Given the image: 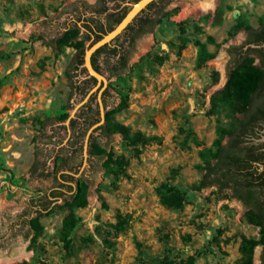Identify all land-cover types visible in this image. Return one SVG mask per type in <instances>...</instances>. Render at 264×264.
I'll return each mask as SVG.
<instances>
[{
	"label": "rangeland",
	"instance_id": "1",
	"mask_svg": "<svg viewBox=\"0 0 264 264\" xmlns=\"http://www.w3.org/2000/svg\"><path fill=\"white\" fill-rule=\"evenodd\" d=\"M94 1L0 0V264H245L249 252L259 264L260 224L201 182L240 112L224 92L230 50L264 21V0H169L109 79L111 133L92 146L95 169L29 238L28 227L12 229L51 188L30 172L38 157L40 171L48 162L57 172L43 143L77 101V49L58 38L73 5ZM173 194L180 204L163 202ZM66 217L75 220L69 235Z\"/></svg>",
	"mask_w": 264,
	"mask_h": 264
},
{
	"label": "flooded vegetation",
	"instance_id": "2",
	"mask_svg": "<svg viewBox=\"0 0 264 264\" xmlns=\"http://www.w3.org/2000/svg\"><path fill=\"white\" fill-rule=\"evenodd\" d=\"M111 1L114 2L113 6L110 5ZM138 1L95 0L89 4L76 3L68 13L69 19L63 32L69 28L78 27L80 29L78 39L85 41L86 50L88 44L94 43L100 39L96 40V38H102L115 28L118 24H115L116 19L126 15L133 4ZM168 1L154 0L151 2L99 55L98 71L107 77L106 86L104 81L99 83V80L88 72L84 63L78 68V73L73 75L70 82V94L72 99L77 101L72 104V110L76 107L78 109L69 124L64 123L71 112L66 110L69 114L66 119H62L63 114H61L55 120L56 125L52 127L49 134H46L48 138L43 143L47 148L44 153L49 158L48 160L55 161V164L58 162L55 174L48 168V162L44 170L46 174L44 179L51 181L52 184L47 193H54L50 198H55L52 203H58L68 195L74 194L78 189L79 179L95 169L96 157L91 153L92 146L98 142L100 137L106 135L104 128L106 115L105 122L97 125L102 120L100 97L106 109L109 98V79L114 75L115 66H120V59L124 54L119 51L113 55L111 50L124 46L129 50L132 45L131 37L138 39L146 35L149 29L155 26L157 16L165 9ZM103 8H106L105 11L99 15L97 9L103 10ZM230 57L231 64L235 66L231 68L228 76L244 60L252 59L253 64L262 69L263 77L252 94L251 104L245 111L239 112L234 129L222 143L225 157L223 170L226 172L222 181L227 183L223 192L236 200L246 213H255V219L264 231V21L256 27L246 29L241 45L232 47ZM103 64L108 74L102 70ZM36 163L38 165L42 163L39 157ZM232 179L241 181L242 185L234 186L235 182ZM212 187L219 191L218 185ZM245 195L255 196V204L247 206L241 198ZM259 264H264V243H262Z\"/></svg>",
	"mask_w": 264,
	"mask_h": 264
},
{
	"label": "trees",
	"instance_id": "3",
	"mask_svg": "<svg viewBox=\"0 0 264 264\" xmlns=\"http://www.w3.org/2000/svg\"><path fill=\"white\" fill-rule=\"evenodd\" d=\"M106 8L97 9L98 14L100 15L101 12H104ZM125 15L119 17L116 19L115 24L119 23L122 18ZM156 25V23H155ZM155 26H153L151 29H149L148 33L154 29ZM252 27H248L247 29H251ZM79 32L80 29L78 27L69 28L68 30L64 31L61 36H59L58 41L59 44L67 45L69 43H73L74 46L77 49L76 54L74 55L71 63H70V69H69V75L71 80L73 79V75H76L78 72V68L84 63V54H85V41L79 38ZM101 37L96 38L99 39ZM137 39L134 37H131L132 45L129 50H127L124 47L115 48L111 50V54L116 55L119 51H122L124 54L122 55L120 59V66L116 65L113 69V74H118L119 72L125 70L128 66L130 55L132 53V47L135 44V41ZM111 43L106 44L99 48L93 55H92V63L94 67L99 70L98 65V58L99 55L110 46ZM85 70V69H84ZM263 77V71L261 68L255 66L253 64L252 59H246L244 60L239 66H237L235 69H233L229 76L227 83L225 85L224 92L228 97L235 100L236 105L239 108V111H245L249 105L252 102V94L254 91L258 88L260 81ZM68 112L64 113L63 116H61L62 119H66L68 117ZM105 133H111L106 127V124L104 125ZM230 133V132H229ZM94 145L98 146V142ZM224 146L222 143L219 144L218 150L214 155V161L212 163H209L206 168L202 179V186L203 187H212L214 185H218L219 191H216L217 194L222 199H228V200H234L232 197H228L224 194L223 189L226 188L227 183L225 181H222V178L226 175V172L223 170L225 165V157L223 155ZM233 167L231 166V169ZM31 174L34 177L38 178H44L46 176L44 171H40L38 168V164L34 163V165L31 167ZM249 175V173H247ZM235 183L234 186H240L242 185L241 181H237L236 179H232ZM254 183L253 181H251ZM52 194H47L44 198L36 197L37 201H33V198L29 201V207L25 210H23L20 214H18L17 221L12 223V229H14L16 226H19V228L22 230L25 227L29 228V232H27V238H29L31 232L33 230H37L36 228L39 227L38 223V217L41 216V214L47 210L52 201L55 199H50ZM77 198V196L75 197ZM245 204L247 206H251L255 204L256 197L253 195H245L241 197ZM163 202L166 204H180L182 202V198L179 194H173V195H165L163 196ZM252 217H256L255 213L248 212ZM33 214H38L35 217H32ZM12 218V217H11ZM258 222V221H257ZM75 220L72 217H66L63 221V232L65 235H69L71 232L73 226H74ZM259 223V222H258ZM260 224V223H259ZM264 232V231H263ZM264 235V234H263ZM261 243H264V237ZM252 248V247H251ZM245 264H253L252 261V252L247 253V259Z\"/></svg>",
	"mask_w": 264,
	"mask_h": 264
},
{
	"label": "water",
	"instance_id": "4",
	"mask_svg": "<svg viewBox=\"0 0 264 264\" xmlns=\"http://www.w3.org/2000/svg\"><path fill=\"white\" fill-rule=\"evenodd\" d=\"M154 0H139L135 4H133L132 8L128 11V13L125 15V17L113 28L111 31L106 33L102 38L95 41L92 44H88L85 50V56H84V66L87 68L88 72L97 78L99 80V83L102 81L105 82V86L108 83V79L105 75L100 73L98 70H96L92 63V55L102 46L111 43L116 37H118L127 27L130 25L133 20L136 18V16L142 12L151 2ZM101 102V116L102 120L97 124H103L105 122V115H106V109L104 107V104L102 102V99L100 97ZM78 107L74 108L71 111V114L66 121L67 124L70 123L71 118L75 115ZM86 155H87V149H86Z\"/></svg>",
	"mask_w": 264,
	"mask_h": 264
},
{
	"label": "bare ground",
	"instance_id": "5",
	"mask_svg": "<svg viewBox=\"0 0 264 264\" xmlns=\"http://www.w3.org/2000/svg\"><path fill=\"white\" fill-rule=\"evenodd\" d=\"M202 8H205V5L203 4L202 6H201ZM203 10V9H202ZM19 255V254H18Z\"/></svg>",
	"mask_w": 264,
	"mask_h": 264
},
{
	"label": "clouds",
	"instance_id": "6",
	"mask_svg": "<svg viewBox=\"0 0 264 264\" xmlns=\"http://www.w3.org/2000/svg\"><path fill=\"white\" fill-rule=\"evenodd\" d=\"M212 5H209V7H211Z\"/></svg>",
	"mask_w": 264,
	"mask_h": 264
}]
</instances>
